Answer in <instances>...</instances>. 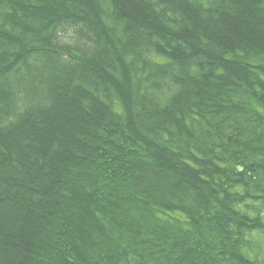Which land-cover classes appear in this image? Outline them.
Listing matches in <instances>:
<instances>
[{"label":"trees","instance_id":"16d2710c","mask_svg":"<svg viewBox=\"0 0 264 264\" xmlns=\"http://www.w3.org/2000/svg\"><path fill=\"white\" fill-rule=\"evenodd\" d=\"M256 237L264 0H0V264H264Z\"/></svg>","mask_w":264,"mask_h":264},{"label":"rangeland","instance_id":"374dc122","mask_svg":"<svg viewBox=\"0 0 264 264\" xmlns=\"http://www.w3.org/2000/svg\"><path fill=\"white\" fill-rule=\"evenodd\" d=\"M66 39V38H65ZM253 241L255 242V243H261L262 245H264V243H263V239L262 238H260V237H256L255 239H253Z\"/></svg>","mask_w":264,"mask_h":264}]
</instances>
